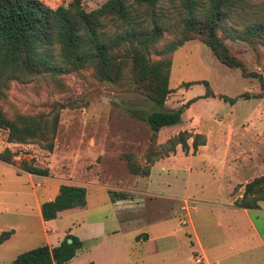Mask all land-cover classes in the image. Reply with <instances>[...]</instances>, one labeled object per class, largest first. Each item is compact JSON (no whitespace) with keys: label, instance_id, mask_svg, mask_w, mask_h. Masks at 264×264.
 Returning a JSON list of instances; mask_svg holds the SVG:
<instances>
[{"label":"rangeland","instance_id":"obj_1","mask_svg":"<svg viewBox=\"0 0 264 264\" xmlns=\"http://www.w3.org/2000/svg\"><path fill=\"white\" fill-rule=\"evenodd\" d=\"M45 1L49 7H55L65 6L71 0ZM103 1L79 3L89 11ZM199 2L197 10L205 11L208 0ZM183 17L178 0H157L150 8H137L133 18L134 26L140 30L148 29L152 19L161 27V36L149 47L147 60L170 61V92L161 110H179L180 122L163 127L161 132L169 133V138L181 130L192 133L194 125H206L211 136L224 138L223 162L237 167L256 166L263 172L264 31L259 39L249 40L231 38L229 31L256 23L264 25V0L235 3L216 29L230 53L241 61L243 73L220 63L197 37L183 41L173 51L167 50L169 44L183 38ZM124 27L111 23L105 31ZM40 52L51 57V70L0 85L1 113L17 126H37L38 133L25 142L13 143L6 141L7 130L0 128V151L8 148L14 152L13 163L8 165L17 174L24 173L18 164L25 160L47 168L45 180L51 186H84L86 205L62 210L42 226L32 194L38 190L39 199L45 190L44 182L31 191L23 182L24 175L22 179L16 177L2 165L0 232L9 230L6 225L11 224L15 234L9 239L6 252L0 247V264L38 245L54 246L66 232L81 241L80 249L68 264H198L192 254V170L187 174L186 169L199 160L192 157L191 148L186 153L174 148L154 160H161L170 171L158 175L157 163L149 181L147 176L131 174L121 158L122 153H129L134 162L142 165L145 154L152 153L167 139L159 143V130L153 134L144 122L128 112L160 108L136 90L127 43L115 51L127 55L121 59L124 64L117 82L100 77L91 62L76 69L61 65L56 46L42 47ZM202 80L207 81L213 96L203 95ZM221 95L235 100L230 104ZM200 134L204 137V133ZM48 141L52 143L50 151L43 147ZM190 141L188 138L187 143ZM238 186L231 194H237ZM21 188L30 194H24ZM110 197L113 202L117 200L115 205L110 204ZM203 208L209 210L207 205ZM256 217L252 216L264 238V215Z\"/></svg>","mask_w":264,"mask_h":264},{"label":"trees","instance_id":"obj_2","mask_svg":"<svg viewBox=\"0 0 264 264\" xmlns=\"http://www.w3.org/2000/svg\"><path fill=\"white\" fill-rule=\"evenodd\" d=\"M157 0H104L98 7L85 11L79 0H71L65 6L49 7L41 0H0V85L11 80H26L42 70H51V57L40 52L42 47L56 46L61 65L76 69L88 62L93 63L98 75L103 79L117 82L121 75V65L126 54L115 52L124 43L131 50V72L136 90L147 97L159 110L150 112L129 109L132 117L144 122L155 134L161 127L180 122L179 110H161L166 94L169 60L149 62L147 52L161 36V27L156 20L150 21L148 29L140 30L133 24L136 9L150 8ZM184 11L180 23L183 26V38L169 44L167 50L173 51L183 41L198 38L207 46L215 58L230 68H239L242 63L232 55L216 35V29L228 16L231 7L243 0H208L207 9L197 10L199 0H178ZM134 14V15H133ZM125 25L112 32H106L107 24ZM264 25L260 23L245 27L239 31H229L234 39L249 40L262 37ZM119 59V60H118ZM204 94L213 96L206 80H202ZM187 85L188 82H182ZM232 104L234 97L219 96ZM56 119L53 121V128ZM0 128L7 130V142L22 143L37 135L39 128L21 127L7 119L0 111ZM191 138L190 144L187 139ZM179 145L186 153L191 148L195 153L199 145L204 144L200 133L187 130L178 131L167 138L152 153H146L142 165L134 162L129 153H122L127 170L134 175L148 176L154 160L166 156ZM46 150L52 149L48 141ZM14 152L8 148L0 151V161L12 164ZM18 168L26 173L46 176L47 168L21 160ZM85 188L82 185L60 184L52 199L39 204V214L43 221L54 219L58 212L70 208H82L85 205ZM122 198V197H121ZM111 199V197H110ZM264 202V173L254 176L243 184L242 194L235 198L233 205L244 209H254ZM12 230L0 232V243L6 240ZM81 247L77 236L66 232L54 246L41 244L15 255L6 264H64ZM54 256V258L52 257Z\"/></svg>","mask_w":264,"mask_h":264},{"label":"crops","instance_id":"obj_3","mask_svg":"<svg viewBox=\"0 0 264 264\" xmlns=\"http://www.w3.org/2000/svg\"><path fill=\"white\" fill-rule=\"evenodd\" d=\"M42 1L44 3L47 2L45 0ZM205 127L206 125H201L200 128H196L194 125L192 133H204V144L199 145L195 153L192 154V157H196L199 163L192 165L191 169H186L187 174L192 170V202L194 204L192 205L193 257L198 260V264H264V238L253 219L256 216L264 215V202H261L254 209L235 207L232 203L236 197L240 196L243 184L252 177L263 174L264 171L262 172L259 170L260 167L256 168V166L242 165L237 167L232 163L223 162V156L226 155L222 151L224 138L217 134L211 136L205 130ZM162 128L158 131L159 143L169 136V133L161 132ZM174 148L178 151L180 146L176 145ZM161 162L160 160L152 163L147 176L148 181L150 180L152 169L157 163H159L158 175H167L169 173L170 169L165 164H161ZM0 164V168L2 165L10 168L16 177L21 178L24 175L26 181L24 179L23 182L28 184L31 191H33V186L39 184L38 187H40L42 182H44L43 189L45 190L41 191L39 199L36 196V191L38 192V190L35 189L32 194L34 206L36 212H38L39 223H42L41 225L43 226V222L46 221H43L40 217L39 204L42 201L52 199L57 193L60 184L51 186L48 184L50 182L45 180V176H41L43 179H39L41 177L25 172L17 174L8 163L0 161ZM228 170L230 171L229 174H227ZM162 182L164 184L166 178L162 179ZM237 185H239L237 194H231L233 188ZM24 190L21 188L24 194H30ZM114 203H117V200H114V202L110 200V204L115 205ZM203 205H207L209 210L203 208ZM47 221L49 222V220ZM6 227L9 230L11 229L12 233L0 243V247H4V252L9 247L7 246L9 239L15 234L14 225L8 224ZM75 255L64 264H68ZM14 257L12 255L10 261Z\"/></svg>","mask_w":264,"mask_h":264},{"label":"built area","instance_id":"obj_4","mask_svg":"<svg viewBox=\"0 0 264 264\" xmlns=\"http://www.w3.org/2000/svg\"><path fill=\"white\" fill-rule=\"evenodd\" d=\"M196 261H198V260L196 259Z\"/></svg>","mask_w":264,"mask_h":264},{"label":"water","instance_id":"obj_5","mask_svg":"<svg viewBox=\"0 0 264 264\" xmlns=\"http://www.w3.org/2000/svg\"><path fill=\"white\" fill-rule=\"evenodd\" d=\"M54 258V256H52Z\"/></svg>","mask_w":264,"mask_h":264}]
</instances>
